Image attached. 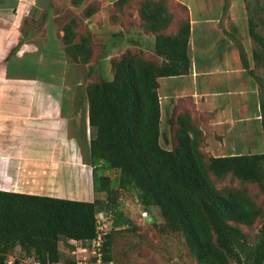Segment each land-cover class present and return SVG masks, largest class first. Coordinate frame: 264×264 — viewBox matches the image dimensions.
I'll list each match as a JSON object with an SVG mask.
<instances>
[{
	"label": "trees",
	"instance_id": "16d2710c",
	"mask_svg": "<svg viewBox=\"0 0 264 264\" xmlns=\"http://www.w3.org/2000/svg\"><path fill=\"white\" fill-rule=\"evenodd\" d=\"M84 1L71 4L78 8ZM171 2L117 0L113 22L120 9L126 7L127 14L136 9L139 18L128 21L156 36L154 51L148 54L130 42L110 59L112 78H89L93 134L84 146V158L92 167L94 191L106 197L87 201L0 190V264H9L17 248L41 264H73V247L63 253L60 243L75 240L89 246L98 235L99 213H110L114 227L134 228L124 212L126 195L146 209L158 207L165 220L162 230L180 233L196 264H264V150L215 156L206 150V135L187 112L169 120V132L163 130L160 79L187 74L191 67L189 12L178 4L185 13L180 18ZM99 3L86 4L83 14L63 27L64 51L73 62L100 60L86 22ZM244 4L252 49L242 41L237 46L245 66L252 63L264 131V0ZM229 176L240 186H220ZM251 185L258 187V194L251 192ZM255 225L259 228L254 236L243 228ZM111 236L106 232V260H113ZM11 260L21 264L18 257Z\"/></svg>",
	"mask_w": 264,
	"mask_h": 264
},
{
	"label": "crops",
	"instance_id": "0c3cea01",
	"mask_svg": "<svg viewBox=\"0 0 264 264\" xmlns=\"http://www.w3.org/2000/svg\"><path fill=\"white\" fill-rule=\"evenodd\" d=\"M39 1L0 0V190L93 201V198L86 197L89 195L73 198L55 192L36 190L40 182L39 173L43 172L41 157L44 153L41 147H43L44 131L46 128V131L50 132H59L62 129L67 132L65 127L68 121L66 100L56 97L57 101L55 103L48 101V106L43 101L31 102L33 121L31 123L34 125L29 129L26 117L22 119L24 121H20L15 135L12 134V78L24 77L26 79L23 81H25L30 76L40 80L43 85L57 86L60 79L56 77L51 67L45 69L42 66L39 57L57 56L58 54L54 52L59 53L60 51L68 56L64 48L52 47L50 48L52 52L44 53L43 48L39 49L36 45H32L31 40H23L19 25H22L30 8L39 5ZM68 1L71 4V0ZM92 1L85 0L83 6ZM98 1L100 2L98 11L86 22L89 31L102 43L104 49L101 58L103 60H109L124 52L130 42L143 46L148 54L153 53L156 36L145 32L138 24H130L128 21H136L139 18L136 9H131V14H127L126 7L120 9L115 18L116 22H113L111 15L117 0ZM43 2L44 0L41 5ZM170 4L173 6L172 10L179 14L180 18L185 17V13L177 6L178 4L186 6L189 12L191 67L187 74L160 79L159 94L165 130L170 131L169 120L172 117L187 112L204 131L207 145L214 149H211L213 155L249 153L245 152V149L250 146L251 142V124L253 120H259L262 116L259 114V86L250 72L252 63L249 61V68L245 66L237 46L238 41H242L249 51L247 44L250 39L247 38L246 9H242V6L240 7L233 0H230L229 4L226 0H172ZM17 12L20 14L17 15ZM244 14H246L245 19H242ZM106 28L111 29L110 32L107 31L108 36L102 33ZM59 32L62 30L57 31L58 41H60ZM103 35L109 37L108 40ZM51 37L53 39L52 35ZM13 60L16 62L14 63ZM27 62L31 63L32 73L25 71ZM13 65L18 71H14ZM88 66L87 75L90 76L92 65L88 64ZM44 69L47 80L44 76L41 78L40 75L45 71ZM27 88L26 85L25 89ZM49 93L51 95V92ZM20 106L27 107L21 102ZM47 107L52 108L49 113L54 118L46 121L47 125H44V121L38 119L43 112H38L37 109ZM209 131L216 133L209 136ZM245 140L248 142L246 143ZM235 141L239 142L238 151H234L236 150ZM30 143L34 144V150L31 152L27 149ZM217 150L225 152L217 154L214 152ZM27 155L36 158L29 162L25 158ZM29 163H34V167H29ZM69 244L73 247L71 248L73 256L83 247L81 242L75 240L70 241ZM62 252L65 253L66 250ZM11 257L16 258L15 255Z\"/></svg>",
	"mask_w": 264,
	"mask_h": 264
},
{
	"label": "rangeland",
	"instance_id": "374dc122",
	"mask_svg": "<svg viewBox=\"0 0 264 264\" xmlns=\"http://www.w3.org/2000/svg\"><path fill=\"white\" fill-rule=\"evenodd\" d=\"M233 1L238 3L240 7L242 6V9L245 8L244 0ZM41 2L42 0L39 1L37 7L30 8L27 16L24 17L22 25H19L23 33V40H31L32 45H36L39 49L43 48L44 53L47 51L52 52L50 49L52 47L64 48L62 41L64 34L63 27L72 18L82 15L84 6L74 7L68 0H44L43 5H41ZM16 14L18 15L20 13L17 12ZM236 14L239 19V12L237 11ZM245 16L246 14H244V17L242 15L241 18L245 19ZM60 30L62 32H59L60 41H58L57 31ZM108 30L106 28L102 33L104 32L108 36ZM18 34H20L19 31ZM106 36L104 38L108 40L109 37ZM247 38L250 39L248 31ZM96 44L95 57H99L100 60L92 62L91 76L87 75L89 69L88 64L73 62L69 56H66L60 51L59 53L54 52L60 55V57L58 55L53 57H47L45 55L39 57V61L45 69L51 67L54 70V74L60 79L59 85H43L40 80H36L35 77L30 76L25 80L26 82L23 81V79H26L24 77L12 78L13 107L11 109V119L13 135H15L16 129L21 123L20 121L26 117L29 129L30 126L34 125L31 123V102L35 100L43 101L48 106L47 102L52 101L55 103L57 101L56 97H61L67 101L66 110L68 112V121L65 126L67 132L64 129L59 130V132L46 131L44 126L43 147L39 144L44 153V156L41 157L43 160V172L39 173L40 176L38 178H40V182L36 190L55 192L73 198H79L84 195H89L86 197L93 199L98 196L101 198L106 197L105 193L97 194L94 191L92 167L85 163L84 158V146H86V142L91 139L93 134V128L89 123V101L86 94V87L90 79L91 81H95L105 77L108 79L113 77L110 59L103 60L100 57L104 49L102 43L97 40ZM251 45V41L248 42L247 46L249 51L252 49ZM47 55L49 56V54ZM13 61L14 63L16 62V60ZM30 64L28 63L27 70H25L28 73L33 72ZM13 69L14 71H18L15 65H13ZM40 75L41 78L42 76H44V79L47 78L46 70L43 73L41 72ZM26 85L28 87L27 89H25ZM49 92H51V95ZM20 102L22 104L25 103L27 107H21ZM51 109L50 107L37 109L38 112H43L42 115L40 114L38 116V119H42L44 125H47L45 124L46 121L54 118L49 113ZM259 114L262 116L261 109H259ZM33 119L36 118L33 117ZM164 129L165 123L163 122ZM251 131L250 146L245 149V152H262L264 150L262 118L253 120ZM214 133L216 132L209 131L208 135L210 136ZM245 141L246 143L248 142L247 140ZM162 143L167 146L164 138L162 139ZM33 146L34 144L30 143L27 145V149L31 152V150H34ZM205 146L206 150L211 153V149L213 148L207 145V143ZM237 146H239V142L235 141L236 150L234 151H238ZM214 152L220 154L225 151L217 150ZM22 157L20 158L22 159ZM25 158L31 162L36 157L27 155ZM34 165V163L28 164L29 167H34ZM222 185L240 186V183L232 180L229 176L220 183V186ZM250 189L253 194H258L259 192L258 187L255 185H251ZM123 201L124 212L132 220V225H134L133 229L114 227L110 213L104 212L101 215L103 224H106L105 231L110 232L112 235V258L114 264H196L189 253L185 238L180 233L162 230V227L165 225V220L158 207L152 206L146 209L136 197H131L130 195L123 197ZM243 228L251 236H254L258 232L259 225H255L254 227L244 226ZM60 245L61 249L66 250V252L70 249V244L61 242ZM13 255L18 258L24 257L22 250L18 248ZM89 258L90 254L87 251L77 250L74 256L69 254V259H73L75 261L74 263H76V260L86 261ZM9 259L11 260L13 257L10 256Z\"/></svg>",
	"mask_w": 264,
	"mask_h": 264
},
{
	"label": "built area",
	"instance_id": "2783aa9c",
	"mask_svg": "<svg viewBox=\"0 0 264 264\" xmlns=\"http://www.w3.org/2000/svg\"><path fill=\"white\" fill-rule=\"evenodd\" d=\"M102 213L98 214V235L95 237L89 246H83L80 249L87 251L90 254L89 260L80 261L76 260L74 264H114L113 260H106L104 258V242L106 239V224L102 222ZM12 260L9 261V264ZM21 264H41V262L33 256H26L21 259ZM49 264H60V263H49Z\"/></svg>",
	"mask_w": 264,
	"mask_h": 264
}]
</instances>
